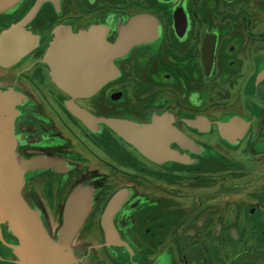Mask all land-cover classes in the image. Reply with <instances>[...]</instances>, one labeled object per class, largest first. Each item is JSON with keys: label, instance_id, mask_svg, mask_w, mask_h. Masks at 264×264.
Segmentation results:
<instances>
[{"label": "flooded vegetation", "instance_id": "flooded-vegetation-1", "mask_svg": "<svg viewBox=\"0 0 264 264\" xmlns=\"http://www.w3.org/2000/svg\"><path fill=\"white\" fill-rule=\"evenodd\" d=\"M8 1L0 5V36L24 23L21 29L37 37L39 45L13 66L0 62V94L3 105L11 104L0 109V155L9 152L22 162L21 198L58 247L60 263L261 264L256 258L260 250L231 257L220 243L218 249L207 248L205 240L217 239L203 233L192 238L200 240L202 249L184 248L178 234H160L155 216L159 202L133 199L135 190L129 185L114 197L122 201L107 219L114 200L110 147L101 151L104 184L95 185L101 180L94 179L90 160L100 150L97 141L110 145L116 135L124 149L153 169L174 165L148 155V145L126 139L103 119L142 129L158 119L170 120L181 135L170 140L171 150L193 162L207 157L212 145L238 144L239 133L249 134L260 118L257 98L264 102V79L257 81L264 72V0ZM133 19L139 20L141 31L154 25L156 37L116 58L114 76L98 93L78 97L56 84L45 55L61 32L85 34L100 28L104 39L114 43ZM81 114L97 121L87 122ZM233 121L251 126L246 133L240 125L223 133L222 127ZM151 182L156 194L159 180ZM70 222L78 228L65 241ZM0 233V264L33 262L11 216L0 220ZM13 254L25 256L16 259Z\"/></svg>", "mask_w": 264, "mask_h": 264}, {"label": "rangeland", "instance_id": "rangeland-1", "mask_svg": "<svg viewBox=\"0 0 264 264\" xmlns=\"http://www.w3.org/2000/svg\"><path fill=\"white\" fill-rule=\"evenodd\" d=\"M33 100L42 103L40 97L34 96ZM260 101L262 111L256 110L259 122L249 134L241 137L238 144L212 145L207 150V157L202 155L196 162L190 161V156L180 155L183 161L171 160L174 165L163 163L167 167L156 170L124 149L116 135L112 136L110 145L104 140L97 141L100 150L96 148V159L90 160V168L95 170L94 179L101 180L95 185L104 184L103 178H107L99 169L103 171L106 161L102 147H110L112 200L129 185L135 190L133 199L152 204L159 202L155 216L159 217L160 234L170 237L178 234L182 236L184 248L202 249L198 244L200 240L192 238L195 232L203 233L217 239L216 243L205 240L207 248L218 249L217 243H220L231 257L243 250H260L261 256L256 258L264 264V102ZM152 180H159L156 194L151 191ZM13 256L19 259L25 254ZM66 259L70 260V257ZM18 264L34 263L20 259Z\"/></svg>", "mask_w": 264, "mask_h": 264}, {"label": "water", "instance_id": "water-1", "mask_svg": "<svg viewBox=\"0 0 264 264\" xmlns=\"http://www.w3.org/2000/svg\"><path fill=\"white\" fill-rule=\"evenodd\" d=\"M8 3L9 1L6 2V0H0V5ZM23 25L24 23L18 25L17 28L8 29L0 36V62L4 67L13 66L22 56L28 54L39 45L37 37L23 32L21 29ZM139 26L140 22L133 20L127 26L121 28L120 36L116 44L113 45L103 44V39L98 35V31L88 36H59V38L51 44L45 56V62L50 65L51 74L56 84L61 89L74 96H87L95 93L106 82V80L94 75L93 67L95 68L96 65L93 66L89 61L90 59H88L89 56L91 57L93 45H105L110 51L111 60H113L115 57L126 53L129 47L134 46L139 42L150 40L154 37L153 30L155 27H152L151 31L142 33L139 31ZM18 33L21 36L25 35L28 37L27 44H15L14 46L13 44H8L12 41L13 36ZM88 41H92V43H89ZM263 79L264 72L259 76L257 81L260 82ZM3 102V96L0 94V109L2 108ZM70 105L71 104H69L71 110L77 112L76 108L73 106L71 107ZM3 106L5 109L11 108V104L5 103ZM80 116L87 122L97 121L88 116H83L82 114ZM101 121L107 123L123 137H126L128 130H130L126 123L118 120L103 119ZM134 130L135 132L132 137L133 140H136V129ZM152 131L153 129L150 128L147 132H144L147 134L149 132L150 135ZM170 132L165 135L161 134V137L166 140L171 138L174 131L172 130ZM159 140L161 141L163 139L160 138ZM134 143L139 145L137 141H134ZM150 146L151 145H149V147ZM157 154L159 155V153ZM148 155L153 156L152 152ZM162 156H165V158H161L158 161L184 160L183 157L176 153H166ZM22 170V162L11 153L5 152L0 155V220L11 216L13 230L20 237L23 248H29L32 250V253H29L30 255L27 259H31L34 263L37 262V264L60 263L63 259L61 252L51 240L39 219L32 213L21 198ZM121 201V196H118L113 200L107 219L112 216ZM77 228L78 223L70 222L68 224L65 241ZM0 238L3 240L1 233ZM34 253H39L40 258L32 259L31 257Z\"/></svg>", "mask_w": 264, "mask_h": 264}, {"label": "crops", "instance_id": "crops-1", "mask_svg": "<svg viewBox=\"0 0 264 264\" xmlns=\"http://www.w3.org/2000/svg\"><path fill=\"white\" fill-rule=\"evenodd\" d=\"M133 20H136V21L139 22L138 19H133ZM140 26H141V24H140ZM140 26H139V31L142 32V33H145L146 31H141V27ZM152 27H155V26L154 25H150L148 30H147V32L151 31ZM96 31H98V33H99L98 35H100V38L103 39V42H104L103 44H107V45L116 44V42H117V40H118V38L120 36V31H119V35H118L117 39L115 40V42L114 43H109V42H107L104 39L103 31L100 28L99 29H95V30H93V31H91L89 33H85V34H74V33L70 32L69 30H65V31L61 32L60 36L61 37H63V36L66 37V36H69V35H78V36L85 35V36H88V35L94 34ZM153 31H154V37L152 39H150V40H153L156 37V27H155V29ZM24 33L26 34L27 32H24ZM27 38L28 37H26L25 35L21 36L18 33V34H15L13 36L12 41L16 40V41H20V44H24V43L27 44ZM89 40H90V38H89ZM12 41H10V42H12ZM88 42L92 43V41L91 42L88 41ZM139 43H141V42H139ZM139 43H137L134 46L129 47L128 50L126 51V53H124L123 55H119V56L115 57L113 60H111L110 51L108 50V48L105 45H100V46L99 45L98 46L93 45V49L91 51V57L89 56L88 59H90L89 61L93 64V66L96 65L95 68L93 67L94 75L98 76V77H102V79H105L106 82L95 93H93L91 95L89 94L87 96H78V97H90V96L95 95L96 93H98L99 90L103 86H105V84L107 82H109L112 79V77L114 76V73L116 72L115 68H114V65H113L114 60L116 58H119V57H122V56L128 54L129 51L133 47L139 45ZM14 45L15 44H13V46ZM94 47H96V48H94ZM257 101H260V98H257ZM123 123H126L129 126L128 129H130V130H128L127 135H126L125 138L130 140V141L132 140V142H134V141L136 142L137 141L140 146H145L147 144H148V146L151 145L149 147L148 151H146V152L148 154L150 152H152V154L156 158V160H160L161 158H165V156H162V155H165L166 153H171V154L176 153L175 151L171 150V148L169 146L170 143H171L170 140L171 141L178 140L179 137H181V135L179 134L177 129L171 125L170 120H160V119H158L151 126H149L148 128H145V129L139 128L137 125L129 123V122H123ZM239 125L241 126L240 128L242 130H244L242 133H246L248 131L249 127L251 126V123H248V122L240 123L238 121H233L231 124H225L222 127V131H223V133L225 131L233 133V131H235V130H237V128H239L238 127ZM150 128L153 129V131H152V133H150V135H149V132H148V134L144 132V131L147 132ZM134 129H136V135H137L136 140H133V137H132L134 135V132H135ZM172 130L174 131L175 134L173 133V136L171 138H168L166 140L165 138L161 137V134L165 135V134H167L168 132H170ZM242 135H241V133H239V137L240 138H241ZM160 138H162L163 140L160 141L159 140ZM157 153H159V155ZM156 155H157V157H156ZM177 155H179V154H177ZM165 161H171V160H165Z\"/></svg>", "mask_w": 264, "mask_h": 264}, {"label": "bare ground", "instance_id": "bare-ground-1", "mask_svg": "<svg viewBox=\"0 0 264 264\" xmlns=\"http://www.w3.org/2000/svg\"><path fill=\"white\" fill-rule=\"evenodd\" d=\"M32 259H35V258H40V254L39 253H34L32 254ZM57 264H68V263H57Z\"/></svg>", "mask_w": 264, "mask_h": 264}]
</instances>
